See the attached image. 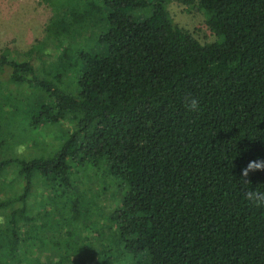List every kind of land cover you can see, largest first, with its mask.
Here are the masks:
<instances>
[{"label":"trees","instance_id":"obj_1","mask_svg":"<svg viewBox=\"0 0 264 264\" xmlns=\"http://www.w3.org/2000/svg\"><path fill=\"white\" fill-rule=\"evenodd\" d=\"M39 1L0 51V264H264V0Z\"/></svg>","mask_w":264,"mask_h":264},{"label":"rangeland","instance_id":"obj_2","mask_svg":"<svg viewBox=\"0 0 264 264\" xmlns=\"http://www.w3.org/2000/svg\"><path fill=\"white\" fill-rule=\"evenodd\" d=\"M170 13L181 28L193 32L201 41H212L213 37L209 29L205 26V17L193 7L181 6L177 3L170 5ZM51 18V11L39 0H0V51L9 47L13 52L24 54L38 41L45 38V27ZM87 50L92 52H101V47L96 43L86 44ZM44 52H51V49H45ZM71 126L65 125V128ZM50 140L55 128L46 130ZM111 193L106 194L99 203L111 206ZM114 201V200H113Z\"/></svg>","mask_w":264,"mask_h":264},{"label":"clouds","instance_id":"obj_3","mask_svg":"<svg viewBox=\"0 0 264 264\" xmlns=\"http://www.w3.org/2000/svg\"><path fill=\"white\" fill-rule=\"evenodd\" d=\"M186 106L191 111L199 110V101L192 98L187 97L185 100ZM252 171H264V158L250 161L242 170H241V178L244 183H250L248 181L249 173ZM247 200L255 207H264V192L257 190H249L246 192Z\"/></svg>","mask_w":264,"mask_h":264}]
</instances>
